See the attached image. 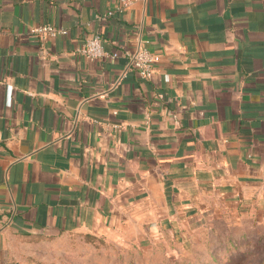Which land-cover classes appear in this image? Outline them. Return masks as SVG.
Here are the masks:
<instances>
[{"label": "crops", "instance_id": "1", "mask_svg": "<svg viewBox=\"0 0 264 264\" xmlns=\"http://www.w3.org/2000/svg\"><path fill=\"white\" fill-rule=\"evenodd\" d=\"M120 2L0 0V264L19 235L264 219V0ZM95 33L120 55L78 53ZM139 46L160 61L123 76Z\"/></svg>", "mask_w": 264, "mask_h": 264}, {"label": "rangeland", "instance_id": "2", "mask_svg": "<svg viewBox=\"0 0 264 264\" xmlns=\"http://www.w3.org/2000/svg\"><path fill=\"white\" fill-rule=\"evenodd\" d=\"M193 231V232H192ZM184 240L74 231L12 239L20 264H264V219L199 220Z\"/></svg>", "mask_w": 264, "mask_h": 264}, {"label": "built area", "instance_id": "3", "mask_svg": "<svg viewBox=\"0 0 264 264\" xmlns=\"http://www.w3.org/2000/svg\"><path fill=\"white\" fill-rule=\"evenodd\" d=\"M131 3V0H121L120 5L116 8L122 12L126 6ZM112 11H108L104 16L111 15ZM103 15H96L97 18L103 19ZM33 32L41 35H56L65 34L67 31L63 28L55 27L51 24L40 25L34 28ZM77 52L85 57L97 60L102 58H117L120 52L117 50L109 51L100 34L95 33L87 37L86 40L76 48ZM122 55L126 58V66L123 76L128 69H135L143 78H149L155 70L157 63L161 57L158 53L152 52L146 46H139L134 50H123Z\"/></svg>", "mask_w": 264, "mask_h": 264}]
</instances>
